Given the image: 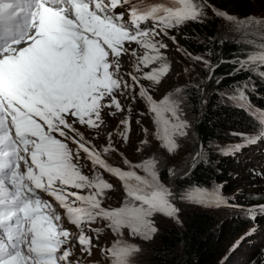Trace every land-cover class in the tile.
Returning <instances> with one entry per match:
<instances>
[{
    "label": "snow or ice",
    "instance_id": "snow-or-ice-1",
    "mask_svg": "<svg viewBox=\"0 0 264 264\" xmlns=\"http://www.w3.org/2000/svg\"><path fill=\"white\" fill-rule=\"evenodd\" d=\"M207 7V0H0V264H72V234L41 193L64 208L70 222L78 227L100 218L108 220L109 227L117 233L127 227L132 235L144 239H150L156 231L150 220L154 213L173 216L178 211L169 201L170 191L159 182L154 160L151 172L145 168L148 176L113 168L90 142H84L76 125L98 129L104 122V110L123 111L116 93L139 87L157 124L163 113L170 114L164 119V146L170 152L174 150L175 141L167 133L184 136L188 128L187 121L178 114L181 99L166 96L157 102L140 81L158 83L169 70L160 52L167 45L155 38L187 21L199 20ZM217 14L235 22L230 15ZM149 21L152 28L141 27ZM241 28L256 29L264 40V21L247 18L237 23V29ZM175 39L173 36L174 42ZM133 43L145 49L143 56L131 50L137 57L138 73L142 66L157 62L161 67L141 76L129 73L133 82L130 85L121 75L120 57L129 52L125 45ZM204 62L212 67L209 61ZM232 64L230 76L250 72L264 78V43ZM214 70L213 67V73ZM208 78L212 79V74ZM221 82L222 78L216 80L217 85ZM247 88L248 82L237 84L231 94H222V99L248 112L258 122L259 131L255 135L233 133L242 142L230 148L215 145L222 154H235L246 145L264 140V109L251 105ZM121 124L125 126L121 135L126 141L129 122L123 120ZM68 141L75 149L69 147ZM110 150L111 143L104 148L105 152ZM81 152L94 167L124 182L129 203L112 210L101 206L104 190L112 185L98 173L90 179L81 172L74 162ZM125 163L130 164L127 158ZM143 164L134 167L141 168ZM85 189L90 190L88 194H81ZM204 192L197 189L189 198L206 203ZM220 200L216 196L212 203L219 206ZM243 210L255 220L257 215H264V204ZM75 239L83 251L91 254V237L81 230ZM106 251L113 257V264H130V257L139 248L117 241Z\"/></svg>",
    "mask_w": 264,
    "mask_h": 264
},
{
    "label": "trees",
    "instance_id": "trees-1",
    "mask_svg": "<svg viewBox=\"0 0 264 264\" xmlns=\"http://www.w3.org/2000/svg\"><path fill=\"white\" fill-rule=\"evenodd\" d=\"M216 2L219 4H214L216 13L207 7V12L199 20L187 21L167 30L169 39L178 46L179 58L176 60L181 63L182 69L179 75L181 80L175 83L165 97L181 99L178 114L180 119L187 121L188 128L186 135L177 134L180 144L174 150L170 152L161 146V151L154 154V168L159 177L169 180L173 192H178L177 200L173 196V206H178L174 219L173 216L159 212L150 217L156 227L152 241L154 254L151 255L154 264H221L236 249L235 241L228 245L225 252L216 242H220L225 233L240 234L251 226V230L244 236L248 238L253 235L251 231L256 227L255 221L246 215L243 208L223 209L215 207L217 205L212 202L196 203L189 197L185 198L188 193H194L197 189L215 194L222 188L229 189L228 182L232 179L233 170L239 169L241 164L230 154H222L215 145L230 148L237 143L238 135L233 133L257 134L259 131L258 122L248 112L223 100L222 94H231L237 84L248 82L247 96L251 105L264 109V78L250 72L228 75L232 71L234 59H244L264 43L259 31L243 28L238 30L237 23L247 18L264 21V11L260 9V12H253L254 0ZM228 7L237 13H231ZM217 12L234 17L235 22ZM173 36L176 38L175 42L172 40ZM144 54L145 49L141 56ZM196 56L204 59L196 60ZM205 60L212 67L205 64ZM210 74L212 79L208 78ZM219 78H222V82L217 85L216 80ZM176 89H181V92L177 93ZM206 90L207 95L203 96ZM197 152L201 155L197 156L190 168L191 160ZM169 168L174 171H167ZM186 170L187 173L181 174ZM171 172L174 173V180L170 177ZM228 198L247 205L264 203L263 193L243 199L234 196ZM137 202L133 203L138 205ZM186 215L187 220L184 218ZM176 222L185 227L182 234ZM133 240L138 243L140 251L148 244L143 243L144 240L140 237ZM256 259L257 264H264V252H258L253 261Z\"/></svg>",
    "mask_w": 264,
    "mask_h": 264
},
{
    "label": "rangeland",
    "instance_id": "rangeland-1",
    "mask_svg": "<svg viewBox=\"0 0 264 264\" xmlns=\"http://www.w3.org/2000/svg\"><path fill=\"white\" fill-rule=\"evenodd\" d=\"M213 4H218L216 0H209ZM253 8L255 9L253 12L264 11V0H254ZM153 2V0H150ZM208 2V0H207ZM231 13H237L232 8H227ZM207 12V9H205ZM228 11V12H229ZM127 19V14L126 17ZM152 26V23H149ZM152 28V27H151ZM159 31V29H157ZM158 41H161L163 44L167 45L166 48L161 49V53L164 56V63H167L169 66L168 72L163 75L159 82H152L145 79H141L144 83L148 85V89L152 93V97L155 101H162L161 98H165V94L172 89V87L177 83L178 80H181L180 71L182 69L181 63L176 60L179 58L178 46L177 44L167 41L166 35L163 32L160 33L159 36L155 38ZM137 59L133 58L134 66L137 65ZM161 67V63L157 62L154 64H150L148 67L144 68L145 73L151 72L153 68ZM136 71V68L130 69L129 66L122 67L121 75L123 79L126 80L130 85L133 83L130 78L127 76V71ZM139 75V74H138ZM138 87H133L131 89H122L116 93L117 99L120 101L123 111H117L115 108H110L104 110L102 112L103 124L98 129L101 130H112L114 141L111 143L112 149L110 151L105 152L104 148L108 146L109 143L100 141L99 139H94V145L99 146L100 151L103 153L105 159L111 164L115 165L116 168H119L123 171L134 170L141 176H148V172L153 170V166L150 160H153V154L156 155L157 151H161V146L165 145L164 137L166 136L165 132V124L164 119L170 118L169 113H163L162 119L159 124L156 121V115L149 110L148 103L142 100L141 95L137 91ZM110 113H115V115H110ZM128 120V131H127V140L122 137L121 133H124L125 126L121 124V121ZM105 127L106 129H103ZM78 131L81 130L80 125H76ZM88 128V127H87ZM168 128H171V125H168ZM90 129V128H88ZM97 130V129H93ZM246 134V133H245ZM254 132L247 134L252 135ZM167 135H171V138L175 141L176 146L180 144V141L177 138V135H172L169 131ZM238 142L241 140V137H237ZM70 146L75 149L71 144ZM165 147V146H164ZM167 148V147H166ZM168 149V148H167ZM249 149V153L246 151ZM264 149V147H263ZM257 150H253L249 147H245L241 152H236L232 154L231 157H235L237 160L241 161V165L243 167H239L237 170H233V176L230 182H228V188L223 189V194L221 191L217 192V195L225 198L234 196L236 198L243 199L249 195H255L259 193L264 194V167L263 161L261 160V155H257ZM147 158H143L146 157ZM125 158L130 162V164L125 163ZM143 158V159H142ZM244 160V161H242ZM76 162L81 172L88 176L90 179H94L97 173L102 177L103 181L112 185L110 189H105L103 196L101 198L102 206H109L120 208L124 206L126 200L129 199L125 194V186L124 182L120 179H115L108 174H106L102 168L99 166L94 167L92 161L89 160L83 152L80 153V157ZM144 162L143 167L135 168L136 164H140ZM251 163H259L255 164V168ZM145 168L148 169V172L145 171ZM157 172V170L154 168ZM174 171L173 168H169L167 171ZM158 173V172H157ZM159 182L164 185L171 193L169 197V201L172 205L173 196L175 198V191L173 192L171 184L167 179H159ZM256 184V185H255ZM226 185V183H225ZM255 185V186H254ZM90 190H83V194H88ZM177 195V194H176ZM71 199V198H70ZM177 200V197H176ZM181 202V201H180ZM235 204L232 206H244L250 207L245 203H240L237 201H233ZM139 204V202H137ZM213 204V203H212ZM177 205V203L175 204ZM79 206V202L77 205ZM175 207V206H174ZM219 207L225 209L227 207H231L227 204H219ZM56 212L61 216L62 224L66 227L72 235H80L81 230H83L84 234L92 238V251L91 254L83 251L79 244L71 243L69 247L72 251V261H77L78 264H113V257L106 251L108 245L112 248L114 243L117 241H121L124 244L136 245L138 247V243L133 239H138L140 237L143 243H148L145 245V248L133 254L130 257V264H154L151 259V255L154 254L152 249L153 246V237L154 233L151 234L150 239H144L141 236H134L131 234L130 230L127 227H123L120 230V233L113 231L111 227H109V221L105 219L98 218L95 222H84L79 227L76 224H73L68 219L66 214V210L56 209ZM163 215H166L162 212H159ZM189 215V214H188ZM173 217L172 219H174ZM185 220H187V215L184 216ZM65 219L69 220L70 225H67ZM222 219V216H221ZM225 222V220L223 221ZM257 228L252 229L253 235L244 238V236L251 230V226L244 229L239 235H231L230 233H225L221 238L220 242H216V245L222 249L223 252L227 250L228 245L232 244L235 241L236 248L233 252L228 254L222 261L221 264H257L258 259L253 261L257 255V253L264 252V215H259L256 217ZM178 225V230L183 233L185 227L182 226L179 222H176ZM156 229V227H155ZM243 237V239H241ZM239 241V243H237ZM139 248V247H138ZM183 249V246L180 248ZM72 264H74L72 262ZM217 264V262L215 263Z\"/></svg>",
    "mask_w": 264,
    "mask_h": 264
},
{
    "label": "clouds",
    "instance_id": "clouds-1",
    "mask_svg": "<svg viewBox=\"0 0 264 264\" xmlns=\"http://www.w3.org/2000/svg\"><path fill=\"white\" fill-rule=\"evenodd\" d=\"M208 5H210V8H212V10L214 11L215 9H214V4H212L209 0H208ZM215 13H216V10L214 11ZM167 41H171L170 39H168ZM172 42V41H171ZM69 134H71V133H69ZM72 135V134H71ZM86 137L89 139V140H91L92 142H93V136H92V134L91 133H89V134H86ZM100 141H103V142H106V143H108L109 141H105V140H100ZM93 145H94V142H93ZM98 148H99V146H97ZM197 153H199V152H197ZM196 158H197V154L194 156V158L191 160V163L194 161V163H195V161H196ZM107 163V162H106ZM190 163V164H191ZM108 164V163H107ZM190 168L192 167V165H190L189 166ZM117 178V177H116ZM71 191H77L76 189H70ZM43 198L45 199V200H48V201H50L52 204L54 203V202H56L52 197H50V196H48L47 194H44L43 193ZM128 200H130V198L129 199H127L126 201H128ZM67 223H69V220L67 219Z\"/></svg>",
    "mask_w": 264,
    "mask_h": 264
},
{
    "label": "bare ground",
    "instance_id": "bare-ground-1",
    "mask_svg": "<svg viewBox=\"0 0 264 264\" xmlns=\"http://www.w3.org/2000/svg\"><path fill=\"white\" fill-rule=\"evenodd\" d=\"M254 164V163H253ZM170 177L174 180L175 178H174V173L173 172H171V174H170ZM260 252V251H259Z\"/></svg>",
    "mask_w": 264,
    "mask_h": 264
},
{
    "label": "water",
    "instance_id": "water-1",
    "mask_svg": "<svg viewBox=\"0 0 264 264\" xmlns=\"http://www.w3.org/2000/svg\"><path fill=\"white\" fill-rule=\"evenodd\" d=\"M194 162V161H193ZM193 162H192V164H193Z\"/></svg>",
    "mask_w": 264,
    "mask_h": 264
}]
</instances>
